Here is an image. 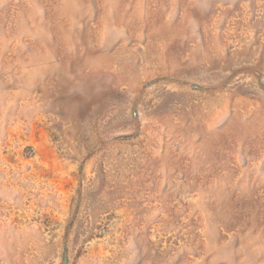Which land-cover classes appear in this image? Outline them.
Segmentation results:
<instances>
[{"label":"rangeland","instance_id":"obj_1","mask_svg":"<svg viewBox=\"0 0 264 264\" xmlns=\"http://www.w3.org/2000/svg\"><path fill=\"white\" fill-rule=\"evenodd\" d=\"M0 264H264V0H0Z\"/></svg>","mask_w":264,"mask_h":264}]
</instances>
